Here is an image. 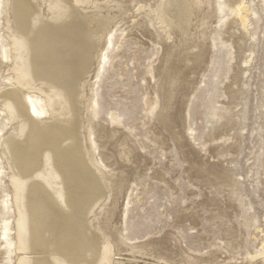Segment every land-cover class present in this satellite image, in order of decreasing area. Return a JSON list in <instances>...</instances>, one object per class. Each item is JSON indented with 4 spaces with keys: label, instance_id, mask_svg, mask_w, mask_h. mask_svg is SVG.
Returning a JSON list of instances; mask_svg holds the SVG:
<instances>
[{
    "label": "rangeland",
    "instance_id": "1",
    "mask_svg": "<svg viewBox=\"0 0 264 264\" xmlns=\"http://www.w3.org/2000/svg\"><path fill=\"white\" fill-rule=\"evenodd\" d=\"M37 2L48 15V0ZM8 3L10 0H0V31L6 34ZM116 3L122 7L121 13L120 9L115 8ZM156 3L160 1L93 0L89 9L99 4L105 11L109 8L110 12H117L115 21H122L131 27L133 31L130 36L143 43L145 38L152 37V33L145 25L143 14L138 16L135 7L140 4L155 7ZM189 3L195 1L189 0ZM222 3L230 7L241 3L254 5L253 10L261 13L264 18V0H209V4H204L201 11L193 13L191 33L204 19L215 22L218 12L223 11L219 9ZM253 23L252 35L256 36L255 41L242 31L240 20L229 21L226 29L227 37L235 48V63L228 85L229 95L234 98L233 103H238L244 94L243 84L246 81L243 73H250L247 81L250 89L246 93L248 131L241 136L238 125L224 127L222 134L235 133L234 143L225 149L226 161L215 159L216 148L209 149L207 156L202 154L194 146V141H189L184 134L188 120L195 122L200 117L198 100L189 106L188 97L195 95L196 84L207 70L211 55L207 44L201 43L199 51L193 53L190 43L180 42L181 36L177 29V47L172 48L167 44L163 46L154 78L148 79L141 67L143 51H137L134 55L124 51L113 57L110 54L113 45L119 47L121 42V35L117 33L108 36L106 43L104 40L100 42L93 72L82 89V102L87 104L81 118L86 122V116L91 115L92 120L87 124V130L84 122L81 124L80 143L82 149L88 152V145L95 140L98 143L97 149L88 153L90 165L101 174L103 180L120 179L118 187L115 186V195L108 192L105 200L88 217L89 226L94 232L106 231L107 237L102 236V242L113 245L112 264H121L123 261L128 264H264V220L258 226L260 230L257 227H241L247 221L237 222L243 215L240 205L223 198L222 192L219 195L210 193L211 188L220 192L226 186H234V172L245 178L238 190L255 206L257 216L264 217V120L259 119L256 111L258 98L264 99V23ZM181 44L187 47L181 50ZM0 52L2 58L4 52L1 40ZM249 52H255L254 62L250 68L244 69L241 65ZM7 71L8 67L4 66L0 72V86L8 84ZM170 73L179 74L183 82L174 100L165 85ZM163 98L166 109L170 103L166 113H163ZM142 112L148 115L159 112V116L154 122H146ZM4 119L2 111L0 129L5 135L9 124ZM158 122L165 130L161 136L156 133L160 127ZM163 138H166L165 145L160 142ZM107 153L112 155L109 159ZM102 160L108 161L105 170L99 167ZM127 160L131 163H127ZM233 163H239V169L228 167ZM0 168V261H3L8 255L3 250V233L7 230V234L10 233L9 239L15 237L16 218L13 203L10 204V212L4 207L5 195L11 198V203L13 194L7 164L2 159ZM167 197H176L189 203L185 206L175 204L166 207L165 213L170 220L157 223L161 216L160 209L164 207L163 201ZM126 201L131 204L127 212ZM107 208L112 213L103 217ZM6 223L9 227L5 229ZM126 223L131 229V235L127 243H122ZM189 228L199 230L195 235H183L182 232ZM145 236L150 237L146 243L132 242L133 239ZM117 238L118 243H113ZM218 243L221 246H214ZM12 253L13 264H17L20 254L14 252V248ZM132 253L139 257L136 255V259H132ZM161 257H168V260Z\"/></svg>",
    "mask_w": 264,
    "mask_h": 264
},
{
    "label": "bare ground",
    "instance_id": "2",
    "mask_svg": "<svg viewBox=\"0 0 264 264\" xmlns=\"http://www.w3.org/2000/svg\"><path fill=\"white\" fill-rule=\"evenodd\" d=\"M92 1L48 0V15L37 0H10L6 8L7 34L0 31L4 52L2 58L0 52V72L8 67V84L0 86V107L9 130L4 135L0 129V159L7 164L10 185L15 184L14 190L11 186L10 204L14 205L16 228L10 241L14 252L20 254L17 264L113 263L112 243L102 242L106 231L94 232L88 217L108 192L115 195L120 179L103 180L90 165L88 153L96 150L98 143L91 141L85 152L80 131L83 122L87 130L92 120L91 115L86 116V122L81 118L87 104L82 102V89L93 72L101 38L111 29L117 12L112 13L109 8L105 11L99 4L89 9ZM159 1L166 5L167 16L178 26L180 36V29L191 34L193 13L209 4V0H194L193 4L189 0ZM63 5L72 6L71 20L65 21ZM115 8L121 13L120 5L116 3ZM186 47L180 45L181 50ZM29 65L33 70L31 78ZM25 95L31 99V111ZM10 103L14 114L8 109ZM164 105L165 99L166 113L170 103L167 109ZM158 125L156 133L160 135L165 130L160 122ZM165 140L160 142L165 145ZM44 152L52 154L46 166L41 161ZM106 156L109 159L112 155ZM107 163L102 160L99 167L105 170ZM42 166L40 181L32 179L34 170ZM111 213L107 208L103 217ZM6 235L4 230L3 238ZM118 239L113 243H118ZM136 255L130 256L136 259ZM160 259L167 261L168 257Z\"/></svg>",
    "mask_w": 264,
    "mask_h": 264
},
{
    "label": "clouds",
    "instance_id": "3",
    "mask_svg": "<svg viewBox=\"0 0 264 264\" xmlns=\"http://www.w3.org/2000/svg\"><path fill=\"white\" fill-rule=\"evenodd\" d=\"M78 2V0H77ZM202 5H198L200 7ZM65 10V21L71 20L72 18V6L63 5ZM254 5H249L241 3L235 7H231L227 4H220L219 11L215 22L211 19H204L201 23L196 25L195 32L189 35L188 32L180 29L181 31V43L188 42L191 45V52L197 53L199 51V45L201 43L207 44L210 49V59L207 70L200 76L198 83L194 89L195 95L188 97L189 106L192 102L198 100L200 117L195 122L188 120L184 134L189 139V141H194V146L202 154L208 155L209 149L216 148L215 159L218 161H226L227 156L225 154V149L234 143L232 135L222 134V130L226 125L236 124L239 126L240 135L248 131L247 128V112H248V100L246 93L250 89V83L248 77L250 73L245 71L243 76L245 78V83L243 84L244 94L238 103H233V97L229 95L228 85L231 83V76L233 72V65L235 63V48L233 42L227 37V26L229 21L236 19L242 22V31L251 36L253 41L256 40V36L252 35L254 28V21L256 23H264V18L262 14L253 10ZM135 12L137 15L143 14V19L148 30L151 31L152 37L145 38L143 43L135 40L130 33L133 29L123 22L113 21V26L111 30L101 39L107 41V37L111 36L112 33H117L121 35L120 46L117 47L113 45L110 54L115 57L120 54V52H128L130 55H134L137 51H143V62L141 67L145 72V76L148 79H153L155 74V68L159 63V56L162 52V48L165 44L171 46L172 48L177 47V37L175 35L178 26L172 22L166 13V5L161 3H156L155 7L149 4L147 6L140 4L135 7ZM135 21H133V24ZM189 27H192L189 25ZM26 45L28 42H25ZM255 52H249L247 58L242 62L241 67L244 69L250 68L254 62ZM15 63V61H6ZM133 64H135V59H133ZM109 71L111 68L108 69ZM11 72H15V69H10ZM29 78L33 76V70L29 65ZM14 83V82H13ZM166 87L169 92L172 93V99H175L176 93L179 92L180 88L183 86V82L179 74L170 73L168 80L165 82ZM25 103L28 105L29 111H31V99L28 95L24 97ZM9 111L14 114V105L11 103L8 105ZM256 111L259 119L264 120V99L258 98ZM35 117L36 113L32 112ZM141 115L144 117L146 122H154L158 116L159 112L152 113L151 115L142 112ZM95 119V118H93ZM105 122H108L107 120ZM255 135V133H253ZM173 154L175 150H172ZM52 154L50 152H44L41 156L42 165L46 166L49 157ZM264 155V152H262ZM131 163L130 160L126 161ZM251 163V161H249ZM42 167H37L34 170L32 179L40 181ZM230 169H239V163H233L228 165ZM233 175V185L232 187L226 186L220 192L215 188L210 189L211 194H221L223 198L232 200L240 205L243 215L238 218L240 220L247 221L241 224V227H257L264 217H258L256 214V208L249 201L248 197L242 192H240L239 186L241 182L245 179L243 176ZM42 183V181H41ZM12 188L14 190L15 184L12 183ZM44 187H47L44 185ZM192 187V185H189ZM27 196V190L24 193ZM199 198V197H197ZM11 198L5 195L4 207L9 212ZM189 201L177 199L176 197H167L163 201L164 207H161V216L158 218L157 223H162L164 221L170 220V217L165 213L166 207L174 206L179 204L180 206H185ZM264 206V205H262ZM131 207V204L125 202V210ZM5 227H9L6 223ZM199 229L189 228L186 232H182L183 235H195ZM131 235V229L128 228L127 223L125 225V234L122 243H127ZM9 235L5 236V243L3 244V250L8 253L7 257L0 261V264H13L12 261V245L9 239ZM150 237L145 236L142 239H133L134 244L146 243ZM214 246H221L219 243Z\"/></svg>",
    "mask_w": 264,
    "mask_h": 264
}]
</instances>
